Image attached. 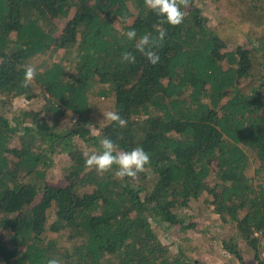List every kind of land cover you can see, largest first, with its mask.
Listing matches in <instances>:
<instances>
[{"label":"trees","instance_id":"16d2710c","mask_svg":"<svg viewBox=\"0 0 264 264\" xmlns=\"http://www.w3.org/2000/svg\"><path fill=\"white\" fill-rule=\"evenodd\" d=\"M182 11L173 27L145 0H0V264H204L201 245L181 235L173 251L160 234L192 228L205 192L196 214L212 207L230 224L223 248L246 264L244 243L264 264V0ZM157 28L167 35L152 65L135 44ZM26 65L37 75L23 88ZM20 97L31 106L16 111ZM109 110L127 126L102 121ZM104 137L143 147L146 171L87 169ZM58 156L63 186L49 182Z\"/></svg>","mask_w":264,"mask_h":264},{"label":"clouds","instance_id":"9594fccd","mask_svg":"<svg viewBox=\"0 0 264 264\" xmlns=\"http://www.w3.org/2000/svg\"><path fill=\"white\" fill-rule=\"evenodd\" d=\"M190 0H145V5L160 17L159 24L168 23L173 27L180 26L185 15L182 8L189 6ZM157 35L152 36L146 33L137 40V32L135 29L123 33L129 41L137 40L135 48L139 51L150 64L156 65L160 61V56L153 50L162 46L167 35L166 30L157 28ZM121 62L136 63V56L131 51H125L121 54ZM37 70L33 65H26L24 70L21 87H29L35 80ZM103 113V120L115 123L120 128L127 126V120L123 118L118 111L109 110ZM90 129V133L95 135L93 127L85 125ZM100 151L92 153H84L85 167L95 170L97 175L108 174L116 168L114 172L115 178L125 180L126 178L134 181L140 173L146 171V166L150 165V155L141 146L133 148L131 151H121L118 145L110 138L104 137L100 140ZM47 264H61L58 259H49Z\"/></svg>","mask_w":264,"mask_h":264},{"label":"rangeland","instance_id":"374dc122","mask_svg":"<svg viewBox=\"0 0 264 264\" xmlns=\"http://www.w3.org/2000/svg\"><path fill=\"white\" fill-rule=\"evenodd\" d=\"M206 9V13L211 18L212 22L215 23L216 8L214 5L205 4L203 5ZM35 65L42 63V57H37L34 61ZM15 110L24 109L30 107V102L23 97L15 99ZM69 162L63 157L58 156L56 158L55 165L53 166L49 182L53 185L63 186L67 183V173L65 172ZM253 168L250 171L252 175ZM210 195L205 192L201 195L199 202H193L192 207L195 209L198 207V210L191 211V218L187 223L193 225L192 228L183 230L184 234L180 231V226L176 225L174 227H166L161 229V239L164 243L170 245L173 251H176L178 248V243L180 241L181 235L187 236L194 245H201L202 251L196 253L195 256L199 257L204 264H240L238 261L231 256L223 248V240L229 237L228 229L230 224L223 226V222L219 220L218 216L212 212V207L208 208L209 210H204L201 214H196L202 207L205 209L204 199ZM53 219L50 220L52 222ZM241 247L244 249V259L246 264H254L253 252L248 249L246 244L240 243Z\"/></svg>","mask_w":264,"mask_h":264}]
</instances>
